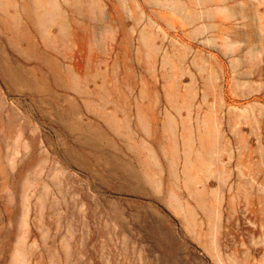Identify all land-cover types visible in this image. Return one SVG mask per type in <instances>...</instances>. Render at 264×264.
<instances>
[{"label":"rangeland","instance_id":"1","mask_svg":"<svg viewBox=\"0 0 264 264\" xmlns=\"http://www.w3.org/2000/svg\"><path fill=\"white\" fill-rule=\"evenodd\" d=\"M0 264H264V0H0Z\"/></svg>","mask_w":264,"mask_h":264},{"label":"bare ground","instance_id":"2","mask_svg":"<svg viewBox=\"0 0 264 264\" xmlns=\"http://www.w3.org/2000/svg\"><path fill=\"white\" fill-rule=\"evenodd\" d=\"M9 68V67H8ZM4 73L7 74L8 73V69L4 68ZM14 75V74H13Z\"/></svg>","mask_w":264,"mask_h":264}]
</instances>
